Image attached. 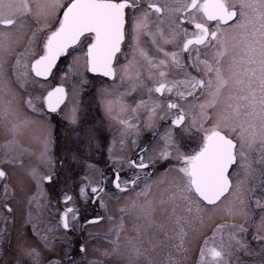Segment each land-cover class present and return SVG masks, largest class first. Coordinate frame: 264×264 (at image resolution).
Instances as JSON below:
<instances>
[{
  "label": "snow or ice",
  "instance_id": "snow-or-ice-1",
  "mask_svg": "<svg viewBox=\"0 0 264 264\" xmlns=\"http://www.w3.org/2000/svg\"><path fill=\"white\" fill-rule=\"evenodd\" d=\"M168 7L179 15L176 16L175 27L170 28L171 35L165 42L176 43L180 51L164 52V56H170L171 63L183 69L187 78L171 83L161 79L150 91L154 90L161 96L166 92L169 95L175 94L180 101L199 111L185 123L187 114L181 103L166 102L164 106L171 116V124L154 144L149 145L146 142L145 145H139L136 140H132V145L140 148L137 159L120 154L125 151L124 139L120 140V153L113 155V148L110 147L109 158L115 166L113 187L120 192H127L131 185L132 190H135L141 182L143 172L145 186L138 196L147 197L151 184L147 182L149 174L144 170L157 161H175L165 174H173L172 194L167 201L160 202L162 206L173 205L174 214L176 201H181L188 213L195 211L199 217L208 206L220 209L226 201L231 200L232 205L223 210L229 216L239 214L244 218V223L230 226L227 245L224 244L221 231L224 226L221 225L213 234V240L217 233L220 234V245L213 244L209 247L208 241H205L200 250L198 264H232V257L238 252H243L248 257H259L258 260H250L247 264H264V0H184L175 7ZM152 12L161 14L163 8L153 3L142 6L141 0H0V47L7 51L13 34L19 36L22 29L32 27L30 17L37 20L40 17L45 20L50 17L57 18L55 27H50L48 23H38L35 26V31L29 38V46L15 61L17 78H27L32 74L34 78L47 81L53 76L57 61L62 56L69 55L68 50L81 44V39L84 38V46L80 55L75 56V62L78 63L82 56L88 72L116 79L117 69L114 65L117 55L121 53L129 17L133 39L138 41L140 35L149 31V15ZM189 26L194 30L190 32ZM160 35L163 36V33ZM41 39L42 48L37 51L38 41ZM153 42L155 43V40ZM201 48L208 50L203 53V59ZM181 53L189 54L192 61L190 67L203 73V77L194 76L187 71L189 65H185ZM140 54L153 67L166 64L165 60H161L159 65H153L142 50ZM131 68V62L123 68V75L129 79H132ZM0 73L7 75L2 62ZM166 75L163 70L159 72L161 78ZM34 82L39 83V80ZM40 86L44 87L43 84ZM198 92L200 95H197ZM76 95L78 93L74 91V102L65 115L74 127L80 122L79 105L75 103ZM68 96V91L61 83L60 86L50 87L45 93L29 96L25 104L42 120H46L48 114L61 113L62 105L66 107ZM190 96H194L195 100L188 101ZM38 104L41 107H38ZM143 105L144 102L141 101L137 108ZM112 107L113 102L107 101L106 111L109 114ZM158 107L159 105L155 104L150 106V115L145 127L154 128ZM11 113L12 109L6 107L3 113L5 119ZM118 123L125 126L122 137L127 136L131 129H138V125L131 124L127 119H119ZM18 127L14 125L11 130L16 132ZM85 135L91 145L92 134L89 132ZM136 135H139L138 131ZM186 137L188 140L182 147L181 141ZM51 143L49 131L43 141L40 154L42 160L50 162L48 152ZM72 160H77L75 152L72 154ZM125 167L132 171L128 177L122 178L120 170ZM30 175L41 195L44 194V183L53 184L56 178L51 168L43 174L38 169H33ZM5 177L6 172L0 169V179ZM104 183L105 181L101 180L100 184ZM89 187L91 193L95 194L93 197L89 196ZM102 192L104 188L92 185L91 181L80 188V196L85 202L89 199L93 202L100 200L101 206ZM71 201V195L64 196L65 210L60 219L64 232L59 239L62 243H68L67 250L72 247L69 234L75 230V222L79 220V210L68 206ZM133 207L136 205L133 204ZM7 211L11 212L12 209L9 207ZM142 211L150 221L154 207L150 206ZM257 212L258 219L255 218ZM180 219L177 217V223ZM158 227L163 230L164 225L160 224ZM248 227L255 229L252 237L256 242L255 247L244 239ZM119 231H123L122 223ZM119 231L116 240L111 242L115 246L101 255L116 256L123 264H140L147 251L142 247L144 241L140 231L138 230L136 239L128 241L125 251H121L119 246ZM186 235L181 228V243L178 247L184 251H187L183 248ZM40 238L46 250L54 251L57 238L50 240L46 234ZM147 243L152 244L153 241L149 238ZM77 249L80 253L86 251L79 244ZM24 252L30 258L31 264H42V253L38 249L28 248ZM47 264L64 262L49 257ZM70 264L77 262L72 259ZM90 264H103V261L94 260ZM148 264L152 262L149 261ZM169 264H177V261L170 259Z\"/></svg>",
  "mask_w": 264,
  "mask_h": 264
},
{
  "label": "flooded vegetation",
  "instance_id": "flooded-vegetation-1",
  "mask_svg": "<svg viewBox=\"0 0 264 264\" xmlns=\"http://www.w3.org/2000/svg\"><path fill=\"white\" fill-rule=\"evenodd\" d=\"M40 2H43V0H40ZM141 2L142 6H146L148 3L156 4L163 8V12L161 14L150 13L149 31L140 35L138 41L133 39L130 31L131 18L129 17V23L125 26V40L121 45V53L117 55V61L114 65L117 69L116 79L88 72L84 66L82 56L78 63L75 62V56L80 55L81 49L84 46V38L81 39V44L75 46L74 49L68 50L69 55L59 59L56 68L53 69V76L49 77L47 81L42 78H34L32 74H29L27 78L21 77L18 79L15 61L25 52L29 46V38L35 31V26L38 23L40 24V21L35 17L29 18L30 24L33 25L32 27L22 29V34L19 36L13 34L7 51L3 47H0V62L7 65L9 73L13 70L12 75L8 76L7 81L0 82V110L4 112L5 108L8 107L12 109L11 115L20 113L24 117L16 133L9 132L8 136L3 140L4 143L0 141V159H3L2 164L9 168L21 167L23 169L24 167L25 169H23L24 171L21 174L20 180L28 187L25 189L26 197L22 208H19L18 212L13 207L16 194L10 188V176L6 173V177L0 179V225H6L7 229L4 233L6 234V238L9 239L12 237L13 226L15 223H19L24 229L22 238L26 241V245L23 248L35 247L38 249L42 253V264L45 261V264H47L49 257L61 259L64 264H70L72 259L93 253L92 249L94 247L92 248L90 239L86 237V233L94 225L101 226V253L105 250L111 251L115 246L111 242L116 240L121 223L123 224V231H119V246L121 251L126 250L130 239L137 238L138 230L144 241L142 247L147 250L150 249V244L147 243L149 238L155 243H159L161 240H164V242L168 240L166 242L167 246L172 236L171 204L162 206L160 202L162 200L167 201V197H170L172 193L171 181L173 174H165L176 163L175 161L171 163L168 161H157L149 169L144 170V172L149 174L147 182L151 184V191L147 197L138 196V193L145 186L143 172L141 173V182H139L135 190H132V186L129 185V191L120 192L112 184L115 166L109 158L108 150L110 147L113 148V155L120 153V140L124 139L125 151L120 154L131 159H137L140 148L133 146L132 140H136L139 145H145L146 142L149 145L154 144L171 124V116L164 106L166 102L179 101L181 103L187 114L185 123H188L192 116L198 114L199 111L192 108L190 104L180 101V98L175 94L169 95L166 92L164 96H161L154 90L150 91V89H154L157 86L161 79H165L171 83L187 78L183 69L171 63L170 56H164V52L172 53L180 51L176 43H166L165 40L171 35L170 28L175 27L176 16L179 15L171 11L168 6L175 7L178 3L184 2V0H141ZM33 10H36L35 3H33ZM193 30L189 26V31ZM161 32L163 36L160 35ZM40 35L42 37V34ZM154 40L155 43L153 42ZM41 48L42 39L38 41L37 51H40ZM141 50L151 59L153 65H159L161 60H165L166 64L159 67L149 65L144 56L140 54ZM206 51L208 50L201 48L202 59L204 58L203 53ZM181 57L185 65H189L187 68L188 72L197 77L204 76L203 73L190 67L192 61L188 53H181ZM130 62L132 63V79L123 75L124 66ZM12 67L13 69H10ZM67 67L74 68V70L81 69V71L83 68L85 75H69L63 77L62 80L59 76V71L63 73L64 71L62 70ZM161 70L167 73L166 77L161 78L159 76ZM25 79L27 80L26 83ZM35 80H39V83H35ZM61 83L68 91L69 96L65 102L66 107L62 105L60 114H48L47 119L42 120L38 114L33 113L27 108L25 101L29 96L45 93L46 90H50V87L60 86ZM41 84L44 87H41ZM74 91L78 93L75 97V103L79 105L78 114L80 117L79 125L75 127L65 118L74 102ZM197 95H200V93L198 92ZM194 100V96L188 97V101ZM107 101L113 102L111 114L106 111ZM141 101L144 102V105L137 108V105H140ZM154 104L159 105V107L157 108V116L154 118V128L150 129L145 127V125L150 115L149 108ZM37 106L41 107L39 104ZM172 111L174 112L175 110ZM113 117H116V119H113ZM119 119L129 120L131 124L138 125V129H131L127 136L122 137L121 133L125 126L118 123ZM49 131L52 138L48 152L50 162L42 160L40 155L43 150V141L48 136ZM137 131L139 132L138 136L136 135ZM89 132L93 136L91 145H89V141L85 135ZM187 140L188 138L186 137L181 141L182 147ZM2 146L3 149L6 148L3 157L1 156ZM73 152L77 156L76 161L72 160ZM37 162H42L45 165L40 166V169L44 173H47L51 168L56 177L53 184L44 183L43 195L40 194L35 181L30 175L31 171L36 167L35 164ZM83 164H94L98 170L92 171L94 168L92 170L88 168L86 172L83 170ZM30 165L34 166L30 167ZM131 171L132 169L125 167L120 170V175L122 178L128 177ZM76 177L86 180V184L91 181L92 185L104 188V192L100 193L103 197V206H101L100 200L93 202L91 199L88 202L86 207H88L87 210L90 211V214L92 212V215L87 220L80 217L75 222V230L69 234L72 247L70 250H67L68 243H62L59 239L61 233L64 232L60 219L65 210V204L63 203L65 195L73 197V201L69 202L68 206L78 209L76 200L79 198L71 190V179L74 181ZM101 180H104L105 183L100 184ZM6 185L11 192H7V195H5ZM88 192L90 197L95 195L91 193L90 187L88 188ZM105 192L107 195H104ZM35 196L37 198L33 199ZM30 200L38 204L36 210L38 213L32 215V219L29 217L30 210L28 208ZM43 204L47 207L46 209L43 207ZM133 204L136 207H133ZM150 206L154 207V211L149 221L145 218L142 209H147ZM9 207L12 209L11 212L7 211ZM121 209H125V211L122 212ZM255 218L258 219V212ZM89 220L96 222L88 223ZM160 224L164 225L163 230L158 227ZM174 228L179 231V236L181 228L188 234L184 226ZM218 228L216 227L205 240L208 241L209 247L213 244L219 246L221 243L219 233L216 234L215 240H213V234ZM50 229L54 231L50 232ZM221 231L223 233L224 244L227 245L229 242L227 237L230 230L221 229ZM253 231L255 232V229L251 227L248 229V233L251 235L254 233ZM45 234L48 235L50 240L54 237L57 238L54 251L50 252L45 249L44 242L40 238ZM195 238L197 239V236ZM204 242L198 251V260L200 259V250L204 246ZM77 244L83 246L86 251L80 253L77 249ZM94 251L96 252V250ZM146 253L145 256H147ZM258 259L259 257H248L243 252H238L232 257V264H247L250 260ZM111 260H115L116 264H123L116 256L105 257L104 262L108 264ZM2 262H5V264H31V260L25 255V252L11 251L8 242L4 245L3 251L0 252V264ZM140 264H148V262H140Z\"/></svg>",
  "mask_w": 264,
  "mask_h": 264
},
{
  "label": "rangeland",
  "instance_id": "rangeland-1",
  "mask_svg": "<svg viewBox=\"0 0 264 264\" xmlns=\"http://www.w3.org/2000/svg\"><path fill=\"white\" fill-rule=\"evenodd\" d=\"M57 18H48L45 20L43 17H40L38 21H40V24L48 23L50 27H54L56 24ZM3 56V54H1ZM4 69L6 70L7 75L0 73V82L7 81L8 76L11 73L8 71L7 65L4 64ZM10 69H13L10 68ZM63 73L59 71V76L61 78L69 75H85L84 70L82 68L77 70L71 67H67L63 69ZM1 108V107H0ZM4 112H1L0 110V141L3 142V140L8 136L9 132L10 133H16L13 132L11 129L13 128L14 125L20 126L23 121V116L19 113L16 115H9L7 119H5ZM19 129V127H18ZM4 143V142H3ZM14 147V145H13ZM16 147V146H15ZM6 149V148H5ZM5 149H3L2 146V154L1 156L3 157L5 155ZM14 149V148H13ZM3 159H0V168L4 170L11 179V185L10 188L13 189V193H15V201L13 204L14 209L19 212V208H22L24 199L26 197V185L21 182V174L25 169L21 167H16V168H9L8 166H4L2 163ZM43 165L42 162H37L35 164L36 167L34 169H38L40 173H44L41 169L40 166ZM89 165H92L93 167H89ZM34 165H30V167H33ZM45 166V165H43ZM77 166V165H76ZM83 170L88 171V168L92 171H96L97 166L94 164H83ZM86 184V180L83 178L76 177L75 180L71 179V190L74 191L79 199L76 200V205L79 210V218L82 217V219L87 220L89 216L92 215L89 213L90 211L87 210L88 207L86 205L88 202L91 200L89 199L87 202L84 201V199L81 198L80 196V188ZM7 187V192L11 193L10 190ZM171 190L172 187H171ZM77 191V192H76ZM172 194V193H171ZM13 198V200H14ZM37 196H35V199ZM169 197H167L168 199ZM232 201H226L224 205L221 206L220 209H215L212 207H207L205 210L200 213L199 217L193 211L192 213H188L186 210V207L183 202L181 201H176V207H175V213L173 214L172 208L173 205H171V210H170V219H171V227H172V236L170 238V241L168 245L166 246V240H161L159 243L153 242L150 244V249L147 250V256L146 258L142 257L140 262H149L151 261L152 264H169V260H175L177 261V264H197L199 261L197 259L198 251L200 249V246L202 243L207 239V237L213 232V230L216 227H220L223 225L222 230L229 229L231 231V225H238L244 223V218L240 216L239 214L229 216L223 209L226 207H229L232 205ZM30 206L28 207L30 210V216L32 219V215H35L38 213L37 210V205L36 203L32 202L31 200L29 201ZM36 204V205H35ZM40 206V205H39ZM43 207L46 209L47 207ZM238 207V205H237ZM177 217L181 218L180 222L177 223ZM2 225V224H1ZM0 225V252L3 251L4 245L8 242L9 247H11V251H18V252H24L25 249L28 248H23L24 245H26V241L23 236V231L24 229L19 225V223H15L12 229V237L7 239L6 234L4 233L5 230L7 229L5 226L6 225ZM175 225V226H174ZM181 228L182 226L186 227L188 234L186 237H184V244L183 248L187 249V251H184L183 249H180L178 245L181 243V238L179 236V231L176 230L174 227ZM247 226V225H246ZM250 227H248L249 229ZM252 228V227H251ZM177 231V232H176ZM101 232V226L100 225H94L92 228L87 230L86 237L90 239V243L92 248L93 253H88V255H83L80 257H77L75 260L77 264H90L91 261L94 260H100L103 261V264H105V256L101 255V246H102V238L100 236ZM254 232V231H253ZM255 232L251 235L247 232L245 234L244 239L247 240L253 247L256 246V242L252 239L253 235ZM197 236V239L195 238ZM228 238V237H227ZM169 246V247H168ZM35 248V247H33ZM96 250V252L94 251ZM150 252V255H149ZM46 263V261H45ZM43 262V264H45ZM1 264H5V262H2ZM22 264V263H20ZM108 264H116L115 260H111V262H108Z\"/></svg>",
  "mask_w": 264,
  "mask_h": 264
},
{
  "label": "water",
  "instance_id": "water-1",
  "mask_svg": "<svg viewBox=\"0 0 264 264\" xmlns=\"http://www.w3.org/2000/svg\"><path fill=\"white\" fill-rule=\"evenodd\" d=\"M62 57H64V56H62ZM58 61H59V60H58ZM58 61H57V62H58ZM92 74H93V73H92ZM95 75H96V74H95Z\"/></svg>",
  "mask_w": 264,
  "mask_h": 264
}]
</instances>
